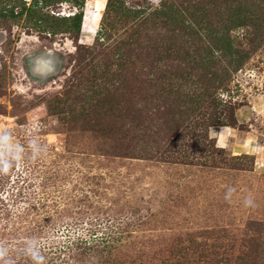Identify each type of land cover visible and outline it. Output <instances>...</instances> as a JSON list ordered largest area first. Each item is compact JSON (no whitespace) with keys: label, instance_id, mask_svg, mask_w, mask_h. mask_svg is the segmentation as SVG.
Instances as JSON below:
<instances>
[{"label":"rangeland","instance_id":"374dc122","mask_svg":"<svg viewBox=\"0 0 264 264\" xmlns=\"http://www.w3.org/2000/svg\"><path fill=\"white\" fill-rule=\"evenodd\" d=\"M114 2L0 0V264H264V0Z\"/></svg>","mask_w":264,"mask_h":264},{"label":"trees","instance_id":"16d2710c","mask_svg":"<svg viewBox=\"0 0 264 264\" xmlns=\"http://www.w3.org/2000/svg\"><path fill=\"white\" fill-rule=\"evenodd\" d=\"M49 1L50 0H46L47 3H49ZM66 1H70L74 6H78L79 11H76L73 14H70L68 16H62L61 15L62 17H57V18L58 19L59 18L64 19L65 22H67L68 19H72V22H71L72 26L66 27V32L75 31L76 33H79V32H81V21L83 19V14H84L85 0H66ZM47 3L45 4V6H49V4H47ZM121 7L123 8L124 6L121 5ZM121 7H117L115 2H114V0H107L105 12H104V15H103L104 25L105 24L106 25L111 24V22L109 21L108 17L111 14H116L117 15L119 13V11H120L119 9ZM0 12H2V11H0ZM11 13L13 15L19 14V12L16 13L15 7H11ZM103 29H101V30L103 31ZM22 156H23V154H22ZM57 174H59V173H57Z\"/></svg>","mask_w":264,"mask_h":264},{"label":"clouds","instance_id":"9594fccd","mask_svg":"<svg viewBox=\"0 0 264 264\" xmlns=\"http://www.w3.org/2000/svg\"><path fill=\"white\" fill-rule=\"evenodd\" d=\"M3 164H10V160H8L7 158H0V165H3ZM232 193H233V189L229 188L225 194V199L230 200ZM244 205H245V207H254L255 202L251 197H248L245 199Z\"/></svg>","mask_w":264,"mask_h":264},{"label":"bare ground","instance_id":"6f19581e","mask_svg":"<svg viewBox=\"0 0 264 264\" xmlns=\"http://www.w3.org/2000/svg\"><path fill=\"white\" fill-rule=\"evenodd\" d=\"M98 9H102L101 5H99V8Z\"/></svg>","mask_w":264,"mask_h":264}]
</instances>
